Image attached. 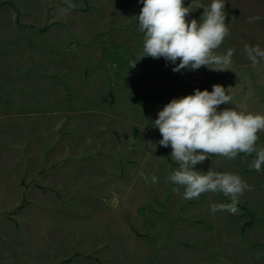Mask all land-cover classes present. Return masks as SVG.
Masks as SVG:
<instances>
[{"label":"rangeland","instance_id":"1","mask_svg":"<svg viewBox=\"0 0 264 264\" xmlns=\"http://www.w3.org/2000/svg\"><path fill=\"white\" fill-rule=\"evenodd\" d=\"M210 3L193 0L186 20H202L195 6ZM142 6L0 0V264H264L256 153L194 166L251 186L237 212H212L210 202L230 197L184 198L169 179L172 149L152 126L170 100L213 84L231 97L218 111L264 115V57L254 64L245 51H264V0H225L229 34L215 51L234 50L226 70L173 72L162 57H141Z\"/></svg>","mask_w":264,"mask_h":264},{"label":"clouds","instance_id":"2","mask_svg":"<svg viewBox=\"0 0 264 264\" xmlns=\"http://www.w3.org/2000/svg\"><path fill=\"white\" fill-rule=\"evenodd\" d=\"M138 2L143 5L136 17L139 30L144 33V55L141 57H162L175 65L173 72L197 70L201 66L226 70V66L232 63L233 49H228L224 55L215 51L229 34L225 23V0H211L209 6L196 4V9L203 8V19L200 18L199 22L196 19L186 20L192 12L193 0L188 7L184 6L183 0ZM259 19L255 16L250 18V22ZM245 51L254 64L257 57H264V51L258 46L245 45ZM230 101L226 89L213 84L211 92L195 89L194 94L170 100L152 122L162 137L159 145L170 146V156L179 165L169 179L184 188V198H198L207 192H219L230 197V204L210 202L212 212H237L239 197L245 190H251V186L234 173L217 172L211 168L201 172L194 170L195 165L202 164L212 155L235 159L238 153L250 155L254 152L256 159L252 167L259 172L264 165V147H256L258 133L264 131V115L227 107L218 111L219 106ZM157 179L156 176L151 178L153 183Z\"/></svg>","mask_w":264,"mask_h":264}]
</instances>
